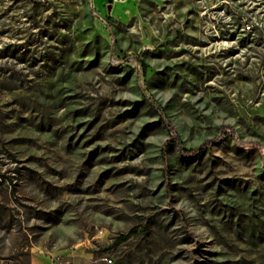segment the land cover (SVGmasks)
Returning <instances> with one entry per match:
<instances>
[{
  "label": "rangeland",
  "instance_id": "1",
  "mask_svg": "<svg viewBox=\"0 0 264 264\" xmlns=\"http://www.w3.org/2000/svg\"><path fill=\"white\" fill-rule=\"evenodd\" d=\"M262 148L264 0H0V264H264Z\"/></svg>",
  "mask_w": 264,
  "mask_h": 264
},
{
  "label": "trees",
  "instance_id": "2",
  "mask_svg": "<svg viewBox=\"0 0 264 264\" xmlns=\"http://www.w3.org/2000/svg\"><path fill=\"white\" fill-rule=\"evenodd\" d=\"M130 234H131V232H130ZM128 236H129V235L122 236V237H120V239H119V240H123V241H124V240H126V239L128 238Z\"/></svg>",
  "mask_w": 264,
  "mask_h": 264
},
{
  "label": "built area",
  "instance_id": "3",
  "mask_svg": "<svg viewBox=\"0 0 264 264\" xmlns=\"http://www.w3.org/2000/svg\"><path fill=\"white\" fill-rule=\"evenodd\" d=\"M248 27H246V29H247ZM260 152L263 154V158H264V148H262L261 150H260Z\"/></svg>",
  "mask_w": 264,
  "mask_h": 264
},
{
  "label": "water",
  "instance_id": "4",
  "mask_svg": "<svg viewBox=\"0 0 264 264\" xmlns=\"http://www.w3.org/2000/svg\"><path fill=\"white\" fill-rule=\"evenodd\" d=\"M106 10H107V11L109 10V6H107Z\"/></svg>",
  "mask_w": 264,
  "mask_h": 264
}]
</instances>
